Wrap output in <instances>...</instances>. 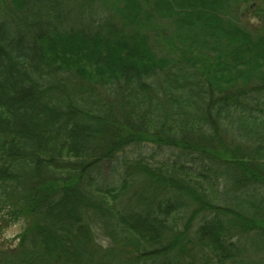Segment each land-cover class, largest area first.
I'll use <instances>...</instances> for the list:
<instances>
[{
  "label": "trees",
  "instance_id": "obj_1",
  "mask_svg": "<svg viewBox=\"0 0 264 264\" xmlns=\"http://www.w3.org/2000/svg\"><path fill=\"white\" fill-rule=\"evenodd\" d=\"M16 223L0 264H250L264 0H0V234Z\"/></svg>",
  "mask_w": 264,
  "mask_h": 264
},
{
  "label": "rangeland",
  "instance_id": "obj_2",
  "mask_svg": "<svg viewBox=\"0 0 264 264\" xmlns=\"http://www.w3.org/2000/svg\"><path fill=\"white\" fill-rule=\"evenodd\" d=\"M138 151L148 153L152 150L150 148H135V152ZM162 157L163 153H159V155H157L158 159ZM21 229L22 223L13 224L6 228L2 234H0V238H4L7 243H12L14 242L13 240L15 239V236L20 232ZM242 256H244V259L248 260L250 264H264V249H258L256 246H251V244L246 245V250L242 253Z\"/></svg>",
  "mask_w": 264,
  "mask_h": 264
}]
</instances>
